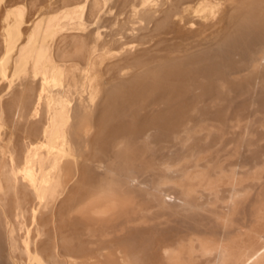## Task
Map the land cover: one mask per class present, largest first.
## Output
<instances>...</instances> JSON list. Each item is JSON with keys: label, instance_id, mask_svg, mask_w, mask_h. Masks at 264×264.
<instances>
[{"label": "bare ground", "instance_id": "6f19581e", "mask_svg": "<svg viewBox=\"0 0 264 264\" xmlns=\"http://www.w3.org/2000/svg\"><path fill=\"white\" fill-rule=\"evenodd\" d=\"M63 1L60 10L33 20L24 5L6 4L0 233L7 260L264 264V100L250 105L259 89L257 97L264 99V42L251 49L248 74L237 70L241 76L231 77L233 83L254 84L242 91L252 99L250 109L219 104V92L231 79L218 82L215 75L213 89L204 94L205 81L194 83L206 74L196 80L189 69L208 58L202 56L210 50L198 47L207 46L203 40H212L223 21L264 37V0ZM208 30L217 33L206 37ZM241 35L232 40L241 41ZM169 70L183 72L188 82L194 76L189 91L175 83L181 96L174 90L172 96L178 98L168 92L170 98L156 99L151 91L142 97L150 82L165 87L173 81H166ZM126 90L142 91L141 98ZM117 93L131 99L113 100ZM161 134L166 136L158 147L154 137ZM101 139L111 142L107 156ZM98 142L101 147L93 149Z\"/></svg>", "mask_w": 264, "mask_h": 264}, {"label": "rangeland", "instance_id": "374dc122", "mask_svg": "<svg viewBox=\"0 0 264 264\" xmlns=\"http://www.w3.org/2000/svg\"><path fill=\"white\" fill-rule=\"evenodd\" d=\"M34 1H35V0H33V2H32V0H21V1H20V0H18V1H17V0H15V1H14V0H0V39H1V40H0V60L4 57V52H5L4 49H5V28H6V21H5V19H6V15H4V14H5V10H6V6H7V5H9V4H13V5H14L15 3L18 4V5H24V6L26 7V10H27L26 12L28 13L27 15H28L29 17L31 16L30 18L33 20V19H36V18L40 17L41 15H44L45 12H46V14H47V12L49 13V11H50V12H51V11H52V12H53V11L55 12V11H57L59 8L61 9L62 5L65 3L63 0H38L39 2H37V0H36L35 2H34ZM167 1H170V0H167ZM171 1L173 2V0H171ZM174 1H175V0H174ZM13 2H14V3H13ZM195 2H196V1L191 2L192 4H190V5H195ZM35 3H36L37 5H34ZM62 3H63V4H62ZM66 3H67V1H66ZM193 3H194V4H193ZM6 4H7V5H6ZM32 4H33V10H32V8H31ZM53 6H54V8H53ZM58 7H59V8H58ZM2 8H3V9H2ZM60 9H59V10H60ZM40 13H42V14H40ZM11 19H12V18H11ZM223 22H224L225 24H223V25H219V24H220V23H219V24L216 26V28H215V30L218 31L219 33L223 32V33L221 34L222 36H221L219 33H217L215 30H214V32H213L212 34H211V33L209 34V32H210V31L212 32V30H208V31L206 32L207 34H206V33L204 34V35H207L206 37H209L208 34L212 37L213 34H215V32L217 33V35L215 34V36L217 37V39L215 38V41L213 40L215 36L212 37V38H213L212 40H209V38H206L207 40H209V44H210V46L212 47V50H213V51H211L210 47L208 46L209 44L206 43V41H207L206 39H205V42H204V40H203V43H204V44H207V46L203 45V47L205 46L204 48H203L202 46H201V47H198L199 50H200V49L203 50V49H205V48L207 47L205 50H207V49H208V51L210 50V51L208 52V55L210 56V54H211L212 57H213V53H216V52H215L216 50H217V53L220 52L221 54H220V55L218 54V55L220 56V59H219V60H218L219 57H218L217 53L215 54V55H217V56H216V57H213V58L207 56V54H206V55L202 54V55H204V56H202V57H205V56L208 57V58H206V59L209 60V61H208L209 63H210V58H212L213 60L211 59V61H212L211 63H212V65L214 64L213 67H215V64L219 61L218 64H220L221 67H223V68L221 69V68H220V65H217V64H216V68H218L219 70H218V69L216 70V68H215V69H212V65H211V63H210V64H209V63H206L207 60H206L205 58H204V59H205L206 61L204 60V61L202 62L203 65L200 63L202 66H200L199 63L196 64L197 67H199L198 70H200V71L202 72V74H201V72H199L198 70L196 71L197 67H196L195 64H194L193 66H195L196 68L192 67V65H191V67L189 68V69H192V73H193V75L195 76L196 80H197L198 78H201L202 76H203V78H204V76H205V74H206V76H205L204 79H201V81H199L200 79H198V80H197L198 83H197L196 81H195V83H194V86L199 87V86H200V83L202 84V83L205 81V83H203L204 85L202 84V85L200 86L201 89L204 88V90H201V91L204 92V94H206V93L208 94V93L210 92V88H211V87H212L211 90L213 89V87H214L213 85H215V83H216V81H215L216 78L213 79V77H214L215 75H216L217 78H218V80L216 79L218 82L220 81L219 79H222V80H223L224 78H227V81L229 82V80L231 79L232 76L235 77V76L238 75V74H236V75L234 74V73L237 72V70L239 71V73H242V74H244V75H245V74H248V68H247V67H249V65H250L249 63H250V61H251V59L249 58L251 55L249 56V53L251 52V49H252V48H254V52H255V47H253V46H257V47H258L259 45H255V43L258 44V43H259V40L261 41L260 44H262V42H264V37H263L262 35H259V34L256 33V32L254 33V31L250 32L251 30L249 31V29H248V31L250 32V34H249V32L247 31V29H245V31H247V32H244V33L247 34V36H248V35L251 36V35L253 34V35L251 36V39H250V37H247V36H246V38H245V37H244V36H245L244 33H243V32H240V30L238 31V30H237L238 28L236 29V27L233 26L234 24H229V25H230V27H229V26L227 25V24H228L227 21H226V22L223 21ZM221 24H222V23H221ZM4 25H5V26H4ZM224 25H225V26H224ZM220 26H221L222 28H220ZM227 26H228V27H227ZM223 27H224V28H223ZM225 27H227L228 31L226 30ZM231 27H232V28H231ZM233 27H234V29H235L234 33H233V31H229V29L234 30ZM219 28L222 29V30H220ZM218 29H219V30H218ZM223 29H224L225 32L223 31ZM241 29H242V28H241ZM226 31H227V32H226ZM235 32H236V33H235ZM238 32L241 33L242 35H241V34H238ZM224 33H225V34L227 33V35H224ZM251 33H252V34H251ZM1 34H2V35H1ZM232 34H234V35H232ZM236 34L242 36L241 39H240L241 41H239V39H237L238 42H236V41L234 42V39L232 40V36H233V37H234V36L236 37ZM254 34H256V35H255V38H254ZM258 35H259V36H258ZM1 36H2V37H1ZM218 36H219V37H218ZM226 36H227L228 38H226ZM220 37H222V38H220ZM223 37H224V38H223ZM235 37H234V38H235ZM237 37L240 38V36H237ZM237 37H236V38H237ZM258 37H259L260 39H259ZM261 37H263L262 40H261ZM204 38H205V37H204ZM229 38H231V39H229ZM243 38L246 39V40H247V38H248L249 40L246 41V42H244V39H243ZM253 38H254V39H253ZM257 38H258V39H257ZM210 39H211V38H210ZM221 39H222V40H221ZM223 39H224V41H223ZM220 40H221V42L223 41V43H221V42L219 43ZM228 40H229L231 43H230ZM257 40H258V41H257ZM210 41H213V42H210ZM217 41H218V43H216ZM249 41H250V43H248ZM192 42H194V41H192ZM2 43H3V44H2ZM187 43H190V42H187ZM195 43H196V42H194V45H195ZM203 43H202V44H203ZM225 43H226V44H225ZM227 43L231 44V48L229 47V44L227 45ZM233 43H234V44H233ZM237 43H238V44H237ZM245 43H247V44H249V45H251V44L253 43V45H251V47H250L249 45H247V44H245ZM202 44H201V45H202ZM214 44H215V45H216V44H222L223 46L220 45L221 47H220V46L218 47V46L216 45V46H217V48H216V47H213V46H215ZM224 44H225V45H224ZM189 45H190V44H189ZM233 45H235L234 48H233ZM243 45H244V46H243ZM2 46H3V47H2ZM190 46H191V48L194 47L193 44H191ZM190 46H189V47H188V45L186 46V48H187L188 51L191 50ZM225 46H226V47H225ZM241 46H242L243 48H242ZM247 46H248V49H247ZM208 47H209V48H208ZM228 47H229L231 50H229ZM245 47H246V48H245ZM188 48H190V49H188ZM198 48H197L196 45H195L194 50H193V48H192V51H195V49L197 50ZM214 48H216V49H214ZM221 48H222V49H221ZM224 48H225V49H224ZM232 48H233V49H232ZM219 49H221V50H219ZM235 49H236L235 52H236V54H237V57H236V54H235V52H234ZM238 49H240L241 51L238 50ZM249 49H250V51L248 52ZM256 49H258V48H256ZM184 50H186V49H184ZM187 50H186V51H187ZM214 50H215V51H214ZM223 50H224V51H223ZM225 50H226V52H229V51H230L229 53H230L232 56H231L229 53H228V54H227V53L225 54ZM228 50H229V51H228ZM242 50H243V51H242ZM246 50H247V51H246ZM188 51H187V52H188ZM192 51H190V52H192ZM252 51H253V49H252ZM190 52H189V53H190ZM210 52H211V53H210ZM212 52H213V53H212ZM222 52H223V55H222ZM254 52H251V53H254ZM203 53H207V51H206V52L203 51ZM251 53H250V54H251ZM215 55H214V56H215ZM224 55H226V56L224 57ZM233 55H234V56H233ZM231 57H232L233 59H232ZM216 58H217V59H216ZM227 58H228V61H229V62L227 61ZM229 58H230V59H229ZM239 58H240V59H239ZM215 59H216V60H215ZM221 59H222L223 61H222ZM242 59H243L244 61H246V62H245L246 64H245V63H242V61H240V60H242ZM249 59H250V61H249ZM214 61H215V63H214ZM236 61H237V62H236ZM221 62H224V63L221 64ZM238 62H240V63H238ZM205 63H206V64H205ZM233 63H234V64H233ZM241 63H242V64H241ZM207 64H208V65H207ZM225 64H228V65H227V68L225 67V66H226ZM236 64H237L238 66H237ZM243 64H244V65H243ZM247 64H248V66H247ZM209 65H210V68L207 67V66H209ZM222 65H224V66H222ZM230 65H231V66H230ZM235 65H236V67H235ZM205 66H206V67H205ZM218 66H219V67H218ZM233 66L236 68V70H235V68H234ZM204 67H205L207 70H206ZM232 67L234 68V70H233ZM193 68H194L195 70H194ZM201 68H202V70H201ZM203 68H204V69H203ZM208 68H209L210 70H209ZM246 68H247V69H246ZM220 69H221V70H220ZM193 70H194V71H193ZM205 70H206L207 72H205ZM211 70H212V71H211ZM213 70H214V71H213ZM215 70H216L217 72L219 71V73H217ZM222 70H224V71H222ZM166 71H167V70H166ZM169 71H170V70H169ZM190 71H191V70H190ZM195 71H196L197 73H195ZM208 71H209V72H208ZM210 71H211V72H210ZM235 71H236V72H235ZM167 72H168V71H167ZM170 72H171V71H170ZM170 72H169V73H170ZM174 72H175V73H174ZM174 72H173V73L171 72L172 76H171V74H169V76H171V77H169V79L166 78V81H167V80L170 81L171 78H172V79L175 78V77L177 78V76H179V79L181 78V79H180L181 81H180L179 79H176V78H175L176 80L173 79V81H170L169 84L171 85L172 88L174 87L173 89H172V88L170 87V85L168 84V81H167V83L164 84V85H166L165 87H164V86H161V85H159V84H157V82L159 83L160 81L154 82V85H153V86H154L155 88L152 87V86H151L152 88L150 87V84L153 83V82H150V84H149V86H148L149 88L147 87V85H145V88L147 87L148 89L145 90V91H147L146 93H145V92L142 93V97L144 96L145 98H149L150 95H148V94L150 93V91H151V93H152L153 95L155 94V95H154V98H156V99L162 98L163 96L165 97V96H167V95L169 96L168 92L171 93L170 96L173 97V96H175V95L172 96V92H173V90L178 86V85H176L177 83H179V86H180V87H182L181 85H183L184 88H187V87H188L187 89H188V91H189L190 85L192 86V85H193L192 83H193L194 80H195V78H193L194 76L191 74V72H189L188 74H189V75H192V76H188V75H187L188 78L191 77V79H189L190 82H188V79H187V80L185 79L186 76L184 75L183 72H182V73H183L182 76H185L184 78H183L182 76H180V73H181L180 71H178V70H177V71L174 70ZM177 72H178V73H177ZM179 72H180V73H179ZM220 72H221V73H220ZM222 72L224 73L225 76L222 75V74H223ZM182 73H181V74H182ZM198 73L201 74V75H199ZM204 73H205V74H204ZM216 73H217L218 75H217ZM231 73H232V75L230 76L229 74H231ZM173 74H174V76H173ZM176 74H177V76H175ZM185 74H186V72H185ZM197 74L199 75L198 77H197ZM209 74L212 75V78H211V76L208 77ZM233 74H234L235 76H234ZM220 75H221V78H219ZM200 76H201V77H200ZM216 76H215V77H216ZM227 76H228V77H227ZM240 76H241V74H240L239 76H237V78L240 77ZM222 77H223V78H222ZM186 78H187V77H186ZM192 78H193V79H192ZM207 78H208V79H207ZM209 78H210V79H209ZM228 78H229V80H228ZM235 78H236V77H235ZM172 79H171V80H172ZM212 79H213V80H212ZM174 80H175V81H174ZM191 80H193V81L191 82ZM202 80H203V82H202ZM177 81H178V82H177ZM186 81H187V84H185ZM206 81H209V82H206ZM211 81H212V82H211ZM213 81H215V82L213 83ZM232 81H233V80L231 79L230 82L227 83V84L232 85V83H233ZM240 81H241V80H240ZM163 82H165V79H164ZM172 82H173L174 84H175V83H176V84L172 86V84H173ZM181 82H182V84H181ZM238 82H239V81L234 82V83H235V84L233 83L234 86H233V85H232V86L226 85V86H225V90L223 89L225 92H224L223 90H221V91L219 92V93H220V94L218 95V98H219V99H218V100H219V104H220V103H226V102H229L230 105L232 106V110H233V109H234V110L237 109L238 111H242V110H244V109H246V108H249V109H250L251 107L249 106V104H250V102H251L252 99H251V97H250V99H251V100H250L249 97H247V98L250 100V102H248V101H247V98H246V94H245V96H244L243 93H244V91H245L246 89H248V88L250 89V86H251L253 83H251V82H247V83H248V84H247V83L241 81V83H242L243 85L239 82V85H240V86H239V85H238ZM0 83H1V84H0V88H3L4 85L6 84V82H3V79H2L1 77H0ZM190 83H191V84H190ZM196 83L199 84V85H197ZM206 83H207V84H206ZM212 83H213V84H212ZM249 83H250V86H249ZM155 84H156V85H159V86H156ZM161 84H163V83H161ZM209 84H211V85H209ZM246 84H247V85H246ZM167 85H168V87H167ZM187 85H188V86H187ZM207 85H208V86H207ZM253 85H254V84H253ZM253 85H252V86H253ZM1 86H2V87H1ZM160 86H161V87H160ZM175 86H176V87H175ZM179 86H178V87H179ZM210 86H211V87H210ZM159 87H160V88L163 87V91H165V93H164ZM178 87H177V88H178ZM183 87L180 88V89L184 91ZM207 87H208V88L210 87L209 90H208ZM230 87H231V88H230ZM166 88H167V89H166ZM226 88H227V89H226ZM171 89H172V91L170 92ZM178 89H179V88H178ZM178 89H175V90L177 91ZM187 89H186V90H187ZM206 89H207V90H206ZM232 89H233V90H232ZM242 89H243V90H242ZM249 89H248V90H249ZM257 89H258V88H257ZM1 90H2V89H1ZM1 90H0V91H1ZM153 90H154V91H153ZM157 90H158V92H157ZM175 90H174V91H175ZM248 90H246V91H248ZM251 90H252V89H250V91H251ZM128 91H129V90H126L127 93H128ZM148 91H149V93H148ZM161 91H162L163 93H162ZM166 91H167V94H166ZM176 91H175V94H176L177 96H181V95L178 94L179 92L177 93ZM178 91H179V90H178ZM242 91H243V93H242ZM250 91H249V93H250ZM129 92H132V91L130 90ZM141 92H142V91H140V92H135L136 94H134V92L131 93V94H134V98H133V99L141 98L140 95H139V94H141ZM153 92H154V93H153ZM155 92H156V93H155ZM159 92H160L161 94H160ZM227 92H229L230 95H232V94L234 93L232 96L229 95V98H230V99H228V97H227V96H228V95H227ZM259 92H260V89H259L257 95H259ZM127 93L124 94L125 96L122 95V97H121L120 93H119L120 96H119L118 93H117L118 97L116 98V96L114 95V96H113L114 98H112V99H113V100L115 99L116 101H117V99H118L119 101H121V99H124L123 97H125L126 99H127V98L131 99V97H126V96H128V94H129V93H128V94H127ZM137 93H138V97L135 96V95H137ZM144 93H145V94H144ZM147 93H148V94H147ZM151 93H150V94H151ZM157 93H158V94H157ZM182 93L184 94L185 92H182ZM239 93H242V96H241V94H239ZM245 93H246V92H245ZM260 93H261V92H260ZM131 94H129V95H131ZM143 94H144V95H143ZM159 94H160V95H159ZM164 94H165V95H164ZM173 94H174V93H173ZM180 94H181V93H180ZM225 94H226L227 96H226ZM236 94H237V95H236ZM247 94H248V93H247ZM153 95H152V96H153ZM156 95H157V96L159 95L160 97L158 96V98H157ZM161 95H162V96H161ZM220 95H222V96H220ZM235 95H236V96H235ZM250 95H252V94H250ZM257 95L255 94L257 100L253 99L254 101H252L250 105H252V103L255 102L256 105L258 104V106H259V104H261V102L264 100L263 98H262V99H259V98H258L259 96H261V94H260L258 97H257ZM131 96H132V95H131ZM168 96H167V97H168ZM177 96H175V98H178ZM182 96L185 97V95H182ZM219 96H220V97H219ZM243 96H244V97H243ZM248 96H249V95H248ZM263 96H264V92H263ZM120 97H121V98H120ZM223 97H224L225 100L223 99ZM232 97H233V98H232ZM252 97H253V96H252ZM145 98H144V99H145ZM152 98H153V97H152ZM168 98H170V97H168ZM179 98H180V97H179ZM226 98H227L228 100H226ZM237 98H239V100H240V98H241V101L236 100ZM259 100H261V101L259 102ZM221 101H223V102H221ZM233 101H234V103H236V101H237V103L234 104ZM244 101L247 103L248 106L246 105V103H244ZM257 101H258V103H257ZM231 102H232V103H231ZM229 103H227V105L225 104L226 107L228 106ZM239 103H240V104H239ZM243 103H244V104H243ZM233 104H234V106H233ZM237 104H238V105H237ZM222 105H224V104H221V106H222ZM225 105H224L223 107H225ZM237 106H238V107H237ZM239 106H240V107H239ZM223 107H220V108H223ZM228 107L230 108V106H228ZM236 107H237V108H236ZM241 107H242V108H241ZM243 107H244V108H243ZM255 107H257V106H255ZM239 108H241V110H240ZM230 109H231V108H230ZM249 109H247V111H248ZM232 110H231V111H232ZM237 110H235V111H237ZM235 111H233V112H235ZM222 115H223L222 113L219 114L220 117H222ZM219 116H217V117H219ZM119 123H120V121H119ZM109 133H110V132H108L107 136H108V138H110L109 141H111V137H109V136L112 135V132H111L110 135H109ZM162 136H163L164 139H165V136H166L165 134H161V136L157 135V136L154 137V140L156 141L155 143L157 144V141H158V143H159V144L157 145L158 147H160V146H159V145H160V142H162V141H161V140H162ZM105 138H106V139H105ZM108 138L105 136L104 139H103V138H102V139H103L104 142H105V140L107 141ZM157 138H158V140H157ZM102 139H101V141H99L100 144H102V143H101V142L103 141ZM160 139H161V140H160ZM19 140H20V139H19ZM159 140H160V141H159ZM20 141H21V140H20ZM99 142H98V144H95V145H97V147L93 145V146H94L93 149L96 148L95 150H97V149H99V147H101V146H99ZM106 143L108 144V146H109L110 148L107 147V144H105V143L102 144V145H103V146H102V147H103V148H102V149H103L102 152H103L104 154H102V153H101V154H102L103 156H105V155L107 156V153H108V152L105 154L104 151H106L108 148H109L108 151H111V142H109V143L106 142ZM109 144H110V145H109ZM157 146H156V149L158 148ZM174 148H175V147H174ZM174 148H172V149H173V150H176V149H174ZM104 149H105V150H104ZM158 149H159V148H158ZM158 149L155 150V151H158ZM172 152H173V151H172ZM172 152H170V153H172ZM156 153H157V152H156ZM160 153H161V152H160V150H159L158 153H157V155L159 154L160 156L163 157V156H164V155H163L164 153H163V154H160ZM109 154H110V153H108V155H109ZM159 155H158L157 157H160ZM4 244H5V242H4V240H3V235L0 233V264H1V262H2V264H7V261L10 260V259L7 260L9 257H7V256H8V253H6V252H7V247H6V245L4 246ZM5 248H6V250H5ZM4 250H5V251H4ZM3 251H4V252H3ZM6 254H7V255H6ZM4 260H5V261H4ZM9 263H10V261L8 262V264H9ZM10 264H13L12 261H11Z\"/></svg>", "mask_w": 264, "mask_h": 264}]
</instances>
